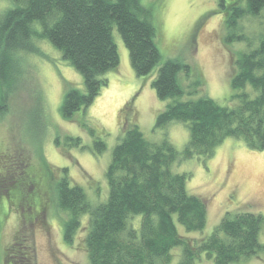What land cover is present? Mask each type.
I'll list each match as a JSON object with an SVG mask.
<instances>
[{
	"label": "trees",
	"instance_id": "obj_1",
	"mask_svg": "<svg viewBox=\"0 0 264 264\" xmlns=\"http://www.w3.org/2000/svg\"><path fill=\"white\" fill-rule=\"evenodd\" d=\"M7 1L9 5L0 13L1 88L2 83H11L13 66L19 65L23 52L36 53L38 42L47 44L83 80V92L72 88L64 96L61 114L71 119L107 86L102 76L117 68L119 56L112 35L116 29L135 75L147 76L159 66L151 87L158 100L169 103L158 114L155 128L180 122L188 131V141L178 152L166 139L151 142L136 125L125 127L105 171L108 194L101 203L92 205L84 191L65 177L57 182V206L66 215L63 238L67 244L87 216L84 245L89 264H171L175 249H180L176 264H193L202 254L210 264H234L264 254V245L258 241L264 217L249 212L226 213L199 242L180 235L177 226L186 233L204 230L207 205L203 198L187 193L189 175L173 169L193 157L209 159L227 138L264 152V35L256 48L237 57L230 81L232 104L220 106L206 96L183 100L179 76L189 75L191 67L173 60L160 64L152 16L140 0ZM225 1L219 0V7L225 10L226 27L264 13V0ZM200 84L197 77L196 90ZM2 96L0 91L3 103ZM96 139L95 153H102L104 142ZM70 140L79 146V139ZM19 182L0 183V195L19 204L25 187Z\"/></svg>",
	"mask_w": 264,
	"mask_h": 264
},
{
	"label": "rangeland",
	"instance_id": "obj_2",
	"mask_svg": "<svg viewBox=\"0 0 264 264\" xmlns=\"http://www.w3.org/2000/svg\"><path fill=\"white\" fill-rule=\"evenodd\" d=\"M140 1L152 16L160 64L173 60L191 67L189 75L179 76L185 90L183 100L206 96L220 106L231 105L234 91L230 81L236 59L258 45L264 35V13L243 17L236 27H226L219 0ZM230 1L237 0L225 3ZM8 5L7 0H0V13ZM112 35L119 56L117 68L102 76L107 86L93 103L69 120L61 114L64 96L72 88L83 92V80L47 44L38 42L36 53L23 52L19 65L13 66L11 83L0 86V183L13 179L25 186L19 204L17 199L0 195V264H89L84 245L88 217L82 218L67 244L63 238L66 215L57 206L56 183L67 178L95 205L107 198L105 171L125 127L136 125L151 142L166 139L178 152L188 141L187 128L180 122L155 128L158 114L169 103L158 100L151 87L159 66L138 77L116 29ZM228 38L230 43L225 42ZM197 77L202 84L196 90L193 83ZM96 138L104 142L102 153H95ZM70 139H79V146L72 145ZM173 169L189 175L187 193L203 198L207 205L204 230L186 233L177 226L178 233L188 240L199 242L208 237L226 213L264 217V152L227 138L209 159L193 157ZM258 241L264 245V224ZM179 251H173L171 264L177 263ZM210 263L204 254L193 262ZM234 264H264V254Z\"/></svg>",
	"mask_w": 264,
	"mask_h": 264
}]
</instances>
